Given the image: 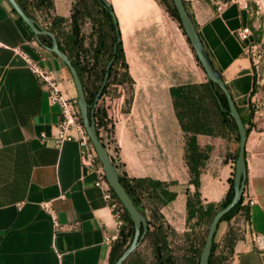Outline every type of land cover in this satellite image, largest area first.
I'll return each mask as SVG.
<instances>
[{
	"label": "crops",
	"instance_id": "1",
	"mask_svg": "<svg viewBox=\"0 0 264 264\" xmlns=\"http://www.w3.org/2000/svg\"><path fill=\"white\" fill-rule=\"evenodd\" d=\"M52 1L51 14L67 18L71 2ZM108 1L128 73L127 83L111 84L99 101L114 115L112 130L101 135L119 176L170 184L176 196L161 213L170 225L179 219L183 226L185 192L193 186L169 88L203 83L206 75L180 24L155 0ZM183 2L212 67L249 128L243 200L253 203L225 264H264V252L253 242L264 235V126L247 109L255 100L251 60L244 51L252 34L246 40L237 36L248 26V10L242 0ZM220 3L224 6L217 12ZM0 43V264H109L119 231L102 188L95 186L96 173L81 165L77 141L56 145L59 110L49 104L45 88L15 50L54 71L61 88L74 98L69 73L60 58L38 45L7 0H0ZM219 131L196 135L208 156L199 187L205 204L225 197L234 173L235 134L228 124ZM44 204L54 211L56 225ZM228 226L226 221L218 224L214 242L223 246Z\"/></svg>",
	"mask_w": 264,
	"mask_h": 264
},
{
	"label": "trees",
	"instance_id": "2",
	"mask_svg": "<svg viewBox=\"0 0 264 264\" xmlns=\"http://www.w3.org/2000/svg\"><path fill=\"white\" fill-rule=\"evenodd\" d=\"M15 1L21 7L23 12L34 20L37 26L46 29L54 36L59 50L68 57L71 64L75 68L82 84L85 101L87 104V116L90 120H93L96 135L105 146L101 133L103 131L110 132L112 130L114 126V115L108 113L106 108L99 104V101L102 100L105 91L110 84L113 66L116 63H119L125 72L128 71L123 52V46L120 39L118 23L113 13L111 4L108 0H90V3L93 5L98 18L95 19L94 15L90 11L86 12L88 13L87 16L93 23V28L87 36H84L81 31V24L79 22L78 14L79 9L77 8V1L79 0L71 2L70 14L67 18L51 14V11H53L52 0ZM155 1L180 24L172 0ZM36 12L43 13L45 16H47V24L44 27L38 21V17L35 16ZM18 19L22 22L19 16ZM23 25L29 30V28L24 23ZM66 25L69 27L68 31H66ZM29 32L34 37V34L30 30ZM86 40H88L87 44L85 43ZM36 42L39 46H41V48L46 50H48L52 45V40L47 34L39 35ZM202 50L207 60L211 64L206 52L203 49V46ZM52 54L55 57H58L54 53ZM64 66L66 67L65 64ZM66 69L69 73L70 79L72 80L71 74L67 67ZM214 72L221 79L220 75L215 70ZM103 83L104 87L102 88ZM254 92L255 83L253 81V89L251 94ZM169 93L175 115L184 133V162L190 176L189 184L193 186V191L191 193L187 192L185 203L186 222L189 223L193 219L199 221L206 218L211 223L216 212L226 207L232 200L234 194V173H232L231 177H229V188L225 197L219 203H203L199 192L200 175L208 156L205 151L200 149L197 145L196 135H216L220 132L219 130L223 125L228 124L235 134V141L237 143V148L232 155L233 162H235L238 156L239 141L237 127L230 116L228 103L223 92L216 84L207 78L205 82L199 84H187L170 87ZM74 100L76 101V96L74 97ZM236 109L245 127L246 120L242 116L241 110L237 107ZM247 109L249 111L248 115L252 116L254 111L253 104L250 103ZM245 129L247 132L249 131L248 127H245ZM119 181L126 193L131 198L134 206L145 217V219V202L147 204L155 205L156 209L154 213L157 214L160 213L162 207L173 201L176 196L174 191L169 190L170 184L165 182L152 180L149 178H127L124 176H119ZM245 184L246 181L244 182V186ZM110 191L119 201L118 197L111 188ZM243 199L244 196L242 193L240 200L220 219L219 223L221 221H226L229 223V226L223 240V246L214 242L213 237L209 255V264H225L228 260L229 253L232 251L235 241L241 237V235L238 236L234 232V228L231 226V220L235 218H242L244 221H247L249 219V207L248 205L244 204ZM121 208L123 210L124 223L119 230L118 238L111 246L109 253V264H114L116 262L120 255L130 246L133 238V223L122 204ZM146 221L147 229L145 231L141 229L140 239L136 249L123 261L122 264H142L138 255V247L142 240L149 233H151L149 221L147 219ZM161 230L162 229L159 228V232L155 234L156 238L153 243L155 264H175L174 259L172 258L169 243L165 237V232ZM203 245L204 243H202L201 250L197 252L196 257L188 258L187 262L184 264H198Z\"/></svg>",
	"mask_w": 264,
	"mask_h": 264
},
{
	"label": "water",
	"instance_id": "3",
	"mask_svg": "<svg viewBox=\"0 0 264 264\" xmlns=\"http://www.w3.org/2000/svg\"><path fill=\"white\" fill-rule=\"evenodd\" d=\"M11 5L12 9L16 12V14L21 18L22 22L29 28V30L34 34L35 40L38 39L39 35L47 34L50 36L52 40V45L48 49L50 52L54 53L58 58L62 60V62L68 68L72 81L76 91V103L79 109L80 117L82 120V124L85 128V131L89 137V140L96 152L97 158L101 163L102 169L104 171L105 179L109 185V187L113 190V192L118 197L122 206L127 211L134 227L133 238L130 246L120 255V257L116 260L114 264H122L123 261L136 249L139 239L141 229L145 231L147 229V221L145 217L137 210L134 206L131 198L126 193L125 189L121 185L119 181V175L116 170V166L112 162L106 147L102 144V142L98 139L95 126L93 120H90L87 116V104L85 101V96L82 88L81 81L79 76L71 64L68 57L62 53L56 43L54 36L48 32L46 29H43L34 22V20L27 16L18 3L15 0H7ZM173 6L178 15V19L180 21V25L183 29V32L193 50V53L203 69L206 78L216 84L220 90L223 92L226 97L228 103V110L231 118L235 122L237 127V135H238V156L235 160L234 165V175H233V188L234 194L231 202L224 208L218 210L216 214L213 216L212 221L209 225L204 245L202 251L199 256L198 264H209V255L212 246V240L215 235L217 225L222 218V216L228 212L241 198L243 190H244V182L246 176V164L244 158V148L245 141L247 136V131L242 123L240 115L235 107V104L223 82L216 73L214 72L211 64L207 60L205 54L203 53L200 39L198 37L196 28L182 2V0H172ZM104 87V83L102 84V88ZM101 88V89H102Z\"/></svg>",
	"mask_w": 264,
	"mask_h": 264
},
{
	"label": "built area",
	"instance_id": "4",
	"mask_svg": "<svg viewBox=\"0 0 264 264\" xmlns=\"http://www.w3.org/2000/svg\"><path fill=\"white\" fill-rule=\"evenodd\" d=\"M244 7L246 4L243 2ZM224 4L220 3L216 6L217 12H220ZM251 35L250 27L246 26L237 32L240 40H246ZM3 45L0 43V49ZM257 45L250 42L244 49L245 54L250 58L254 83L255 97L253 114L257 115L262 125L264 126V65L260 63V56H256ZM25 61L29 71L35 76L40 84L43 85L47 92L48 102L51 106H56L59 110V120L56 125L55 142L60 145L64 141L75 140L80 148L81 165L96 173L95 186L102 188L104 200L107 202L108 208L115 220L118 231L123 226V210L120 202L113 196L110 187L105 179L104 171L101 164L98 162L96 152L89 140L80 117L79 109L74 98L68 96L61 88L60 82L55 76L54 71L44 68L39 63L29 57L22 51L15 50ZM105 143V142H104ZM106 147V143H105ZM113 162V161H112ZM252 199L244 200V204L251 205ZM44 210L53 218L54 225L55 213L49 204L43 205ZM111 238H105V242L110 244ZM255 247L264 252V235H256L253 239Z\"/></svg>",
	"mask_w": 264,
	"mask_h": 264
},
{
	"label": "rangeland",
	"instance_id": "5",
	"mask_svg": "<svg viewBox=\"0 0 264 264\" xmlns=\"http://www.w3.org/2000/svg\"><path fill=\"white\" fill-rule=\"evenodd\" d=\"M75 0H65L64 4H69ZM246 4L248 10V26L251 29L252 42L257 45L256 56H260V63L264 65V0H242ZM80 5V6H79ZM71 8V7H70ZM77 8L79 9V22L81 24V31L84 36H87L92 28L93 23L87 16V11H90L94 18L97 19L96 11L90 0H79L77 1ZM74 10V9H73ZM35 16L38 17V21L44 27L47 24V16L43 13L36 12ZM166 19V18H165ZM167 20V19H166ZM166 24V23H165ZM66 31L69 27L66 25ZM88 40L85 41L87 44ZM127 73L123 67L116 63L113 66L112 78L110 79V84L108 85L105 94L108 92V88L111 84L123 82L127 83ZM127 86V85H126ZM129 88V86H128ZM161 90H156L157 93ZM98 159V158H97ZM99 162V160H98ZM100 163V162H99ZM101 164V163H100ZM186 191V190H185ZM187 193V192H185ZM145 205V216L149 221V228L151 233H149L141 242L138 247V255L142 264H155V258L153 255V243L155 241V234L159 232L161 228L165 232V237L169 243L171 249L172 258L175 264H184L187 262L188 258H195L197 252L201 250L202 243L205 241V237L210 225L208 219H201L196 221V219L191 220L189 223L186 222V209H185V219L184 225L180 226L177 224L179 219L174 220L170 225L165 219L164 215L161 213L155 214V205L144 203ZM234 232L239 236L245 225V221L241 218H235L231 220Z\"/></svg>",
	"mask_w": 264,
	"mask_h": 264
}]
</instances>
